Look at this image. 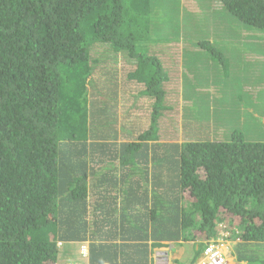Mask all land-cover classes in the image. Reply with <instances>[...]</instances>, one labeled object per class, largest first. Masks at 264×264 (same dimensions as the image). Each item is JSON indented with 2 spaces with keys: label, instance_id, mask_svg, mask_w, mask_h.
<instances>
[{
  "label": "trees",
  "instance_id": "1",
  "mask_svg": "<svg viewBox=\"0 0 264 264\" xmlns=\"http://www.w3.org/2000/svg\"><path fill=\"white\" fill-rule=\"evenodd\" d=\"M217 1L264 29V0ZM178 4L0 0V264H153L162 241L198 236V255L224 220L239 230L236 264H264V141L245 124L228 141L180 142L159 121L172 65L213 49ZM120 54L152 102L147 128L117 143L116 86L102 77Z\"/></svg>",
  "mask_w": 264,
  "mask_h": 264
},
{
  "label": "rangeland",
  "instance_id": "2",
  "mask_svg": "<svg viewBox=\"0 0 264 264\" xmlns=\"http://www.w3.org/2000/svg\"><path fill=\"white\" fill-rule=\"evenodd\" d=\"M177 1V21L189 30L194 25L201 35L209 31L207 37L213 49L206 55L189 53L178 60L177 66L172 65L174 69L169 70V74L175 73V77L166 85L169 93L165 105L169 108L159 121L167 123L170 130H179L176 141L180 142L228 141L232 131L244 129L245 124L249 126L244 132L247 141H264V29L242 23L217 0ZM212 23L220 26L217 31L214 25L210 26ZM215 36L217 38L213 39ZM133 67V62L126 61L120 54L116 63L109 67V74L102 77L104 81H110L111 87L116 86V116L120 112V118L117 117V131L112 139L117 143L136 140L150 122L152 99L140 95L142 84L127 77ZM96 71L94 79H101L100 69ZM134 114L139 120L132 119ZM182 129H188L186 135ZM216 129L220 130L214 133ZM158 140L167 139L159 136ZM236 221L238 218H234ZM234 225L226 220L220 221L217 232L237 230ZM195 242H200V237L189 243L170 242V246L165 243L152 256H156L155 260L160 257L159 264H165V252L174 258L175 252L182 250L181 263L195 264L199 256L193 248ZM83 244L82 250H85L88 244ZM235 244L236 241L229 239L223 242L222 249L229 255L231 264H236L233 256ZM69 261L78 262V258ZM173 261L172 264L175 259Z\"/></svg>",
  "mask_w": 264,
  "mask_h": 264
},
{
  "label": "built area",
  "instance_id": "3",
  "mask_svg": "<svg viewBox=\"0 0 264 264\" xmlns=\"http://www.w3.org/2000/svg\"><path fill=\"white\" fill-rule=\"evenodd\" d=\"M227 235L228 232H221V237H219L216 242L208 244L198 259L197 264H228L221 249L222 241ZM82 252H84V250H82Z\"/></svg>",
  "mask_w": 264,
  "mask_h": 264
},
{
  "label": "clouds",
  "instance_id": "4",
  "mask_svg": "<svg viewBox=\"0 0 264 264\" xmlns=\"http://www.w3.org/2000/svg\"><path fill=\"white\" fill-rule=\"evenodd\" d=\"M216 233H217V234H216V237H213V238H211V239H209V240L203 241L204 246L200 249V251H199V256L197 257V259H196V261H195V264H197L198 259L200 258L202 252H203L204 249L208 246V244L216 242L217 239H218L219 237H221L220 234H219V233H221V232H216ZM228 233H229V234L227 235V237H224V239H223V241H222L221 249H222V247H223V242H224L225 240H227V239H229V240H234V241H236V243L240 241L239 237H236L235 239H233V236H232L233 233H234L235 235H236L237 233L239 234V230H238V229H237V230H233L232 232H228ZM165 242L170 243L171 241H162V245H163V243H165ZM185 243H187V242H185ZM59 244H60V242H59ZM162 245H161V246H162ZM83 246H84V244H81V245L79 246V252L81 253V258L86 257V256L88 255V247L85 246V250H84V252H82V248H83ZM161 246H160V247H161ZM156 248H158V247H156ZM222 252L224 253V256H225L226 262H227L228 264H231V263H230L231 261H230V259H229V255L227 254V252H225V250H223V249H222ZM233 256H234V255H233ZM234 259H235V257H234ZM72 263H74V264H81L79 261H78V262H68V263H66V264H72ZM235 263H236V261H235Z\"/></svg>",
  "mask_w": 264,
  "mask_h": 264
},
{
  "label": "crops",
  "instance_id": "5",
  "mask_svg": "<svg viewBox=\"0 0 264 264\" xmlns=\"http://www.w3.org/2000/svg\"><path fill=\"white\" fill-rule=\"evenodd\" d=\"M165 243H167V242H165ZM165 243H163V244H165ZM167 244H169V246H170V243H167ZM156 250H158V249L157 248H153L151 251H152V253H155ZM88 253H89V250H88ZM152 253H151L150 256L153 259V264H156V263L159 264L160 261H158V259L160 257H158V259L155 260L156 256L155 255L152 256ZM158 253H159V251H158ZM172 253H173V251H172ZM183 254H184V252L182 250L179 251V252H175V257L172 258V257L169 256L170 254L168 255V253L166 254V252H165V256H164L165 257V264L166 263L172 264L173 259H175V263L174 264H179V261L182 260ZM83 258H85V259H82V260H87L88 256L87 257H83Z\"/></svg>",
  "mask_w": 264,
  "mask_h": 264
}]
</instances>
